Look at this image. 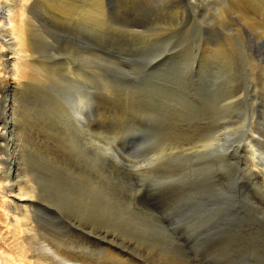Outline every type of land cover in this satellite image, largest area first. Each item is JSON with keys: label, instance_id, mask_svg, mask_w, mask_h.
Segmentation results:
<instances>
[{"label": "rangeland", "instance_id": "1", "mask_svg": "<svg viewBox=\"0 0 264 264\" xmlns=\"http://www.w3.org/2000/svg\"><path fill=\"white\" fill-rule=\"evenodd\" d=\"M92 1L79 0L81 26L68 23L34 58L87 110L52 161L41 158L44 133L30 137L31 173L70 178L66 204H54L81 211L148 264H264V197L245 158L250 144L259 153L264 115V0ZM51 218L42 221L60 223Z\"/></svg>", "mask_w": 264, "mask_h": 264}, {"label": "bare ground", "instance_id": "2", "mask_svg": "<svg viewBox=\"0 0 264 264\" xmlns=\"http://www.w3.org/2000/svg\"><path fill=\"white\" fill-rule=\"evenodd\" d=\"M98 2L99 0L92 1L94 9ZM85 14L84 6L79 0H0V264H148L147 257L144 259L145 257L141 256L143 251L138 254L131 244L125 245L114 234L97 228V225L94 227L87 224L83 220L81 211L71 215L54 204L58 199H62L65 203L64 191L71 184L70 178H56L55 173L51 174V178H36L31 173L33 153L30 154L27 148L30 137L35 132L44 133L50 140L48 143L51 145L50 150L46 154L43 153L44 156L41 158L44 161H52L65 152L64 149L67 144L69 147L74 131L80 130L84 125V109H87L84 108L81 98L68 101L59 93L62 86L61 78L55 77V71L53 74L36 66L34 58L45 57L44 50L47 46L51 49L54 47V40L58 38L60 31L64 30L68 23L75 22L79 27L86 18ZM54 54L55 52L52 51L50 55L55 56ZM58 70L61 71V66ZM62 75H65V71ZM68 76L70 77V74ZM262 80L264 82V79ZM46 88L51 90L47 96L44 94ZM261 108L263 109L262 106ZM259 125L258 134L254 132L253 135L259 153L256 152L258 154L256 155L252 151L255 146L250 144L247 149L245 148L247 150L245 158L252 175V180L250 179L252 190H256V196L262 198L264 197V115ZM79 139L81 141L82 137L80 136ZM31 143L30 141V145ZM254 201L257 202L255 198ZM79 205L81 206L80 198ZM43 217H54V219L58 217L57 221L60 223L49 226L42 221ZM141 238L145 242L146 237ZM175 245L170 249L176 250L177 245ZM146 246L151 247L149 244ZM228 248H225L226 251ZM166 249L167 253L169 249L168 251ZM158 250L160 251L161 248ZM148 253L151 255L149 251ZM161 254L165 255V252ZM166 255L165 259L170 253L169 256ZM149 257L154 260L153 256ZM169 261L168 259V263ZM177 262L179 263V259Z\"/></svg>", "mask_w": 264, "mask_h": 264}]
</instances>
